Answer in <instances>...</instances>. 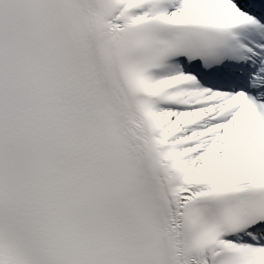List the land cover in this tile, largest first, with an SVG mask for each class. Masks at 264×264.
I'll list each match as a JSON object with an SVG mask.
<instances>
[{
    "label": "snow or ice",
    "instance_id": "6c2138e0",
    "mask_svg": "<svg viewBox=\"0 0 264 264\" xmlns=\"http://www.w3.org/2000/svg\"><path fill=\"white\" fill-rule=\"evenodd\" d=\"M0 264H264V0H0Z\"/></svg>",
    "mask_w": 264,
    "mask_h": 264
}]
</instances>
